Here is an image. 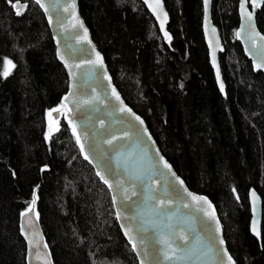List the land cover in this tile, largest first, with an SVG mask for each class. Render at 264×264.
Wrapping results in <instances>:
<instances>
[{
	"label": "trees",
	"instance_id": "obj_1",
	"mask_svg": "<svg viewBox=\"0 0 264 264\" xmlns=\"http://www.w3.org/2000/svg\"><path fill=\"white\" fill-rule=\"evenodd\" d=\"M19 1L23 16L0 0V264H27L19 215L33 200L54 264H138L108 187L64 118L48 116L62 107L68 76L41 8ZM164 1L169 43L141 0L78 5L126 103L189 189L215 205L233 260L264 264V73L235 38L238 0L212 1L225 96L209 65L203 0ZM256 18L264 34V4ZM252 187L262 199L260 241L250 228Z\"/></svg>",
	"mask_w": 264,
	"mask_h": 264
},
{
	"label": "water",
	"instance_id": "obj_2",
	"mask_svg": "<svg viewBox=\"0 0 264 264\" xmlns=\"http://www.w3.org/2000/svg\"><path fill=\"white\" fill-rule=\"evenodd\" d=\"M212 1L209 0L207 13L203 4L202 30L208 48L209 65L213 69L219 91L225 96V82L219 65L220 54L224 52L225 47L219 28L212 18ZM141 2L156 21L163 41L169 43L171 35L166 27L170 16L165 1L159 0L162 8L157 5V0ZM42 3L48 7V11L45 12L38 5L50 29L56 58L68 76V91L62 97L63 107L56 108L59 111L52 109L49 112L51 115L48 116L53 123L64 118L72 134V125L76 126L91 163L89 160L86 161L92 165L96 175L100 172L113 184V188L108 189L111 200L113 201V196L116 197V202L113 203L114 213L117 211L120 213L119 218L116 214V218L124 238L131 247L133 242L137 245L132 249L137 256L138 264L142 261L143 264H230L227 257L232 255L228 250L215 205L208 196L189 189L163 155L143 117L126 103L112 82L113 78L105 58L94 43L91 31L82 18L79 0H42ZM25 4L19 1L22 12L19 16L26 13L28 7L25 8ZM149 4L156 8L155 12ZM240 4L241 0H238L237 12L240 21L235 38L251 61L254 71L264 73V68H257L258 64H264V39H261L264 34L260 31L256 18L257 10L263 6L264 0H256L258 5L256 7H253L252 0H248L246 4L247 10L254 12V30L249 28L246 17L241 14ZM164 13L167 14L166 17ZM84 29H87L86 36ZM100 57L103 59L102 67L99 63ZM113 89L119 94L120 100L116 99ZM124 107L131 109V113L122 111ZM136 117L143 121L142 125ZM69 120L72 121L71 124ZM125 132L128 133L127 138L119 140L117 146L105 143L112 136H123ZM73 136L75 137L74 134ZM77 146L80 150L78 143ZM81 155L84 159L83 153ZM164 161L171 166V170L164 167ZM98 178L100 179L99 176ZM118 184L122 187H118ZM253 192L255 196L252 195ZM193 197H205L210 205ZM161 200L165 202V206L158 203ZM249 202L251 233L260 241L262 199L254 187L249 190ZM28 209L19 215L18 228L26 244V263L54 264L35 207L32 212L22 215ZM213 209L215 219L211 218ZM217 220L219 224L216 223ZM253 226L259 235L252 230ZM221 239L223 244L220 243ZM163 241H168V244ZM165 252L173 258L165 259ZM186 253L191 255L186 256ZM177 256L186 258L178 260L175 259Z\"/></svg>",
	"mask_w": 264,
	"mask_h": 264
},
{
	"label": "snow or ice",
	"instance_id": "obj_3",
	"mask_svg": "<svg viewBox=\"0 0 264 264\" xmlns=\"http://www.w3.org/2000/svg\"><path fill=\"white\" fill-rule=\"evenodd\" d=\"M145 2L147 3L148 0H145ZM7 3H9L14 9H16V11H15V14L16 15L19 16V15L22 14V12L20 10V7H19V0H7ZM35 3L38 4V5H40V7L43 8L45 12L48 11L47 5H45L44 3H42V0H35ZM247 3H248V0H241V4H240L241 14L246 17L247 22H248V25H249V28L251 30H254V19H253L254 18V12H250V11L247 10V8H246V4ZM203 4H204L205 12L207 13L208 6H209V0H203ZM252 4H253V7L258 6L256 4V0H252ZM157 5L162 8V5L159 4V0H157ZM24 7L26 8L27 7V4H25ZM149 7H152V5L149 4ZM152 10H153V12H155L156 11V8L155 7H152ZM164 16L166 17L167 14L164 13ZM206 19H207V17H206ZM49 21L51 22V17H49ZM163 26H164V22L162 21L161 22V28H163ZM80 27L81 28L83 27L82 23L80 24ZM213 31H215V30L213 29ZM84 34H85V36L87 35V29H84ZM165 35L167 36V33H165ZM237 35H239V33H237ZM261 39H264V36H262ZM169 40H170V37H169ZM89 43H90V41H89ZM97 56L99 57V54L98 53H97ZM61 59H63V57H61ZM99 63L101 65V67H102L103 66V59H102V57L99 58ZM3 65L5 67L8 66V65H11L13 68L15 67V65L12 63L11 60H4L3 61ZM257 68H264V64H258L257 65ZM7 74H8V72L5 71L4 72V75L6 76ZM221 89L223 90V84H221ZM113 94L116 96V99L117 100H120L119 94L115 92V89H113ZM65 99H67V97ZM121 103H123V102L121 101ZM62 107H63V105H62ZM121 110L122 111H127V112L131 113V109H129L127 107H124ZM55 111H59V109H56ZM49 115H51V113H49ZM136 119L140 121V124L141 125L143 124V121L140 120L139 117H136ZM69 123L71 124L72 121L69 120ZM101 126L103 127V123L102 122H101ZM72 129H73V134L76 137V141L80 145V151H81V153H83L84 159L85 160H89V162L91 163L90 157H89L88 153L85 151L84 144L81 142L80 135L77 133L76 126L74 124L72 125ZM56 130L57 131L59 130L58 127L56 128ZM51 131L52 130L50 129L49 138L51 136ZM127 136H128V133L127 132H125L123 136H112L111 138L107 139L105 141V143H107L110 146H114L115 147V146H117V142L119 140L125 139V138H127ZM149 139H150V137H149ZM163 163H164V167L165 168H168L169 170H171V166L167 163V161H164ZM97 175L100 177V179L103 181V183L108 186L109 189H112L113 188V184L110 182V180L105 175L101 174L100 172H97ZM173 175H174V173H173ZM180 183H182V181ZM117 186L118 187H122V185H119V184ZM252 195L255 196V192H253ZM193 199L203 200V201L207 202V198H205V197H193ZM237 199H239L238 196H237ZM115 202H116V197L113 196V203H115ZM158 203L161 206H165V202L162 201V200L159 201ZM207 203H209V205H210V202H207ZM32 205L34 207L35 200H33ZM33 207H29V209L25 213H23L22 215H27L28 212H32L33 211ZM116 214H117V217L119 218V215H120L119 211H117ZM36 215L38 217V213H36ZM211 218L212 219H215L214 209H213V212L211 213ZM216 223L219 224V221L217 220ZM252 230L254 232H256L257 235H259V232L256 231L255 226H253V229ZM125 234L127 235V231H126ZM129 239L131 240L132 238L129 237ZM29 243H31V241H29ZM163 243L168 244V241H163ZM220 243L223 244V240L222 239L220 240ZM132 247H133V249H135L137 247V245H136L135 242L132 243ZM173 251H175V250H173ZM224 251L226 253L227 250L225 249ZM190 255H191V253H186V256H190ZM164 257H165V259H172L173 258V257H169L168 254H167V252L164 253ZM184 258H186V257H183V256H177V257H175V259H178V260L179 259H184ZM227 259L230 262V264H235V261L232 260V257L230 255L227 257ZM141 264H143V261L141 262Z\"/></svg>",
	"mask_w": 264,
	"mask_h": 264
},
{
	"label": "rangeland",
	"instance_id": "obj_4",
	"mask_svg": "<svg viewBox=\"0 0 264 264\" xmlns=\"http://www.w3.org/2000/svg\"><path fill=\"white\" fill-rule=\"evenodd\" d=\"M11 68H12L11 65L6 66V69H7V70H9V69H11Z\"/></svg>",
	"mask_w": 264,
	"mask_h": 264
}]
</instances>
